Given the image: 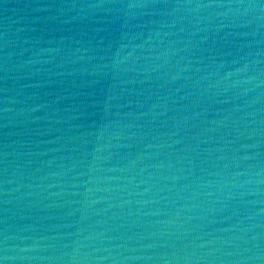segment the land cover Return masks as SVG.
<instances>
[{
    "label": "water",
    "instance_id": "95a60500",
    "mask_svg": "<svg viewBox=\"0 0 264 264\" xmlns=\"http://www.w3.org/2000/svg\"><path fill=\"white\" fill-rule=\"evenodd\" d=\"M0 264H264V0H0Z\"/></svg>",
    "mask_w": 264,
    "mask_h": 264
}]
</instances>
